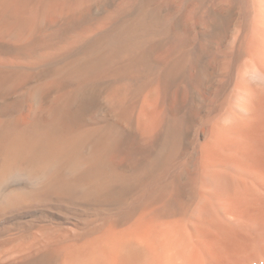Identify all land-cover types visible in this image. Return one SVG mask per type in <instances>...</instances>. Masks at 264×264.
Wrapping results in <instances>:
<instances>
[{
  "label": "bare ground",
  "instance_id": "obj_1",
  "mask_svg": "<svg viewBox=\"0 0 264 264\" xmlns=\"http://www.w3.org/2000/svg\"><path fill=\"white\" fill-rule=\"evenodd\" d=\"M37 1L0 0V264H264V0Z\"/></svg>",
  "mask_w": 264,
  "mask_h": 264
},
{
  "label": "rangeland",
  "instance_id": "obj_2",
  "mask_svg": "<svg viewBox=\"0 0 264 264\" xmlns=\"http://www.w3.org/2000/svg\"><path fill=\"white\" fill-rule=\"evenodd\" d=\"M37 0H34V2H36ZM38 2V1H37ZM0 13H2V9L0 10Z\"/></svg>",
  "mask_w": 264,
  "mask_h": 264
}]
</instances>
